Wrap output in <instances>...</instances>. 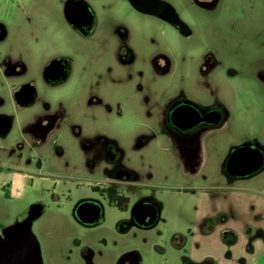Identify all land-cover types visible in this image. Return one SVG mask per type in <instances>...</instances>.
<instances>
[{
  "label": "flooded vegetation",
  "instance_id": "flooded-vegetation-1",
  "mask_svg": "<svg viewBox=\"0 0 264 264\" xmlns=\"http://www.w3.org/2000/svg\"><path fill=\"white\" fill-rule=\"evenodd\" d=\"M178 1L190 20L172 0H35L34 9L27 0H0V160L6 161L0 173L46 181L74 174L76 166L51 160L65 156L60 139L66 132L84 153L83 173L105 176L74 179L97 196L40 203L33 231L42 264H145L140 243L167 255L158 245L168 223L162 204L135 184L140 174L125 166L116 139L83 135L62 91L82 89L84 114L94 121L122 120L128 106L132 118L154 126L152 138L165 139L184 166L198 169L209 155L208 141L235 118L220 97L224 87L234 93L229 81H243L263 113L264 0ZM117 4L165 25L182 44L179 58L170 44L139 53L137 29ZM200 24L208 25L211 41ZM61 33L67 47L59 44ZM252 104L237 109L246 114ZM220 167L232 193L252 194L240 185L264 176V137L231 145ZM186 241L174 234L172 245L181 253ZM179 259L187 263L186 255Z\"/></svg>",
  "mask_w": 264,
  "mask_h": 264
},
{
  "label": "rangeland",
  "instance_id": "rangeland-1",
  "mask_svg": "<svg viewBox=\"0 0 264 264\" xmlns=\"http://www.w3.org/2000/svg\"><path fill=\"white\" fill-rule=\"evenodd\" d=\"M34 1L27 0L30 9H34L32 8ZM172 1L178 6L181 14L190 20L189 14L181 11L180 2ZM117 5V10L121 11L130 25L133 24L138 30H136L137 41L134 47L139 53L163 51L167 48L166 45L170 44V52L179 58L182 44L165 25L141 16L138 18L121 4ZM203 21L205 22V18ZM146 24L149 25L150 30ZM202 25L205 32L208 25L200 24V27ZM241 26L245 28L244 23ZM209 33L208 29V36L205 32L204 40H212ZM62 36L61 33L59 44L67 47L68 40H62ZM150 36H152L151 39ZM228 84L233 85L234 93L228 87H224L220 91V97L232 111L234 110L235 118L223 129L217 131L211 141H208L209 155H205L203 166L200 169L184 166L174 152L170 151L171 147L165 139L151 137L154 126L132 118L133 112L128 106L123 109L124 119L122 120H115L113 117L102 122L94 121L89 118V115L84 114L85 94L82 89L70 88L61 92L60 97L65 99L76 122L82 126L83 135L93 136L97 132H102L116 139L123 149L125 166L140 174L141 178L135 184L143 189L144 195L153 197L163 206V216L168 223L164 227V241L158 245L166 249L167 255H157L149 247L140 243L144 252L145 264H183L179 259L183 254L187 257L186 264H242V259H247L248 264H252L255 261L253 259H258L264 253V246L261 244L258 246L259 251L256 258L249 257L247 251L249 239L240 230L245 226L246 221L244 220L264 225V176L240 185L250 189L252 194L245 195L238 191L232 193L220 167L231 145L255 135L264 137V130L260 129L264 124V110L262 113L261 107L255 104L259 98L256 99L244 90L243 81L235 79L229 81ZM248 102L254 104L245 114L242 107ZM238 104L242 106L240 110L237 109ZM63 136L60 144L65 150V156L56 158L53 154L50 159L55 164L69 162L76 166L74 174L73 172H65L62 176L52 174L49 175L51 179L46 181L40 179L37 174L33 178H23L8 172L0 173V234L4 228L22 218L33 204H50V200H54L53 197L55 200H68L69 197L76 200L77 197L97 196L92 193L88 185H80L78 180L74 181V179L79 178V180L92 182L104 180V174L86 175V172L83 173L81 166L84 164L85 156L79 146V141L66 132ZM212 149H217L214 155H210ZM49 150L52 154V145ZM5 162V158L1 159L0 167L4 168ZM41 174L45 175L44 170ZM62 177L67 182L53 181L55 179L58 181ZM214 209H219L226 215L220 216L214 222H208L207 219L212 216ZM108 214L119 215V212L115 209H108ZM203 222L205 228L202 227ZM213 223L218 225L214 234L205 237V230L209 232L208 229H211ZM229 226L237 230L239 235L235 248L227 246L224 240L223 231ZM174 234H182L187 239L181 253L172 245Z\"/></svg>",
  "mask_w": 264,
  "mask_h": 264
},
{
  "label": "water",
  "instance_id": "water-1",
  "mask_svg": "<svg viewBox=\"0 0 264 264\" xmlns=\"http://www.w3.org/2000/svg\"><path fill=\"white\" fill-rule=\"evenodd\" d=\"M42 214L43 204H33L26 217L24 215L2 230L0 264H42L40 243L33 231L34 222Z\"/></svg>",
  "mask_w": 264,
  "mask_h": 264
},
{
  "label": "crops",
  "instance_id": "crops-1",
  "mask_svg": "<svg viewBox=\"0 0 264 264\" xmlns=\"http://www.w3.org/2000/svg\"><path fill=\"white\" fill-rule=\"evenodd\" d=\"M213 211H214V213L211 214L212 216H210L207 219L208 222H214L215 219H218L220 216L226 215L223 211L220 212L221 210H219V209H214ZM244 221H246V223H244L245 226L243 228H241L240 230L249 239V244L247 246L248 255H249V257L256 258V254L259 251L258 246H260L261 244L264 246V225L262 226L261 224H255L252 221H249V222H247V220H244ZM255 222L259 223L257 221H255ZM211 226H212L211 229H208L209 232H207L205 230V233H204L205 237H209L212 234H214L216 226H218V225L217 224L214 225V223H213ZM202 227L205 228L204 222L202 224ZM223 234H224L223 236H224V240L226 241L227 246H229L231 248H235L238 244V236H239L237 230H235L234 228L229 226L228 228H226L223 231ZM207 258L209 259V257H207ZM253 260H255V261L252 264H264V253L258 259H253ZM242 264H248V260L242 259Z\"/></svg>",
  "mask_w": 264,
  "mask_h": 264
}]
</instances>
